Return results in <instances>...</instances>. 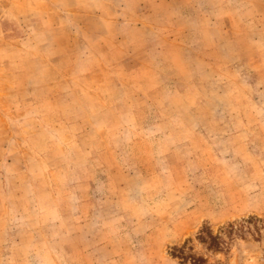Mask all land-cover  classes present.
<instances>
[{
	"label": "rangeland",
	"instance_id": "374dc122",
	"mask_svg": "<svg viewBox=\"0 0 264 264\" xmlns=\"http://www.w3.org/2000/svg\"><path fill=\"white\" fill-rule=\"evenodd\" d=\"M0 264H264V0H0Z\"/></svg>",
	"mask_w": 264,
	"mask_h": 264
}]
</instances>
